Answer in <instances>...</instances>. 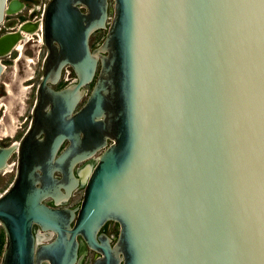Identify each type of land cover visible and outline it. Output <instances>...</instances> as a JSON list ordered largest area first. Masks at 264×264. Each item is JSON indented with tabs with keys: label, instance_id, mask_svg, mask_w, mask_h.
Wrapping results in <instances>:
<instances>
[{
	"label": "water",
	"instance_id": "water-1",
	"mask_svg": "<svg viewBox=\"0 0 264 264\" xmlns=\"http://www.w3.org/2000/svg\"><path fill=\"white\" fill-rule=\"evenodd\" d=\"M19 7L0 0V23ZM39 26L32 122L0 146V264H264V0H49L0 58Z\"/></svg>",
	"mask_w": 264,
	"mask_h": 264
},
{
	"label": "rangeland",
	"instance_id": "rangeland-1",
	"mask_svg": "<svg viewBox=\"0 0 264 264\" xmlns=\"http://www.w3.org/2000/svg\"><path fill=\"white\" fill-rule=\"evenodd\" d=\"M105 32L104 29L94 32L90 36V44L96 47L102 41ZM33 37L24 44L21 54L20 51H17L18 53L15 55L12 53L1 58L5 67L0 75V146L18 142L30 123L36 87L41 75V62L45 53L39 40L40 35ZM67 77L68 74L66 73L65 78ZM7 86H9V90ZM14 162H16V154H13L8 161L11 165ZM14 175L15 167L13 166L10 170L0 172V194L9 187ZM79 198L80 193L78 191L69 200L68 205L76 204L79 202ZM107 229L110 236L115 237L117 235L118 227L115 226V223H107ZM1 230L0 226V232ZM39 236L40 240L45 238L44 241L51 238V236L44 234ZM86 264L89 262L86 261Z\"/></svg>",
	"mask_w": 264,
	"mask_h": 264
},
{
	"label": "flooded vegetation",
	"instance_id": "flooded-vegetation-1",
	"mask_svg": "<svg viewBox=\"0 0 264 264\" xmlns=\"http://www.w3.org/2000/svg\"><path fill=\"white\" fill-rule=\"evenodd\" d=\"M18 1L21 3V7H19L16 11H14L12 13H8V14H5L4 15V18H3L2 22L0 23V34H2L4 32H8V31L17 30L21 24H23L24 22H27V21H31V22H37V21L39 22V21H41V19L43 17L44 9H45V7H46V5H47V3H48L49 0H18ZM109 7L111 8V4H110ZM109 7H108V11H111V10H109L110 9ZM81 9L83 11H86V9L84 7H81ZM94 32H96V31H94ZM38 33H41V26H39V28L36 31H34L32 35L38 37ZM33 36H32V38H34ZM41 36H42V33H41ZM28 41L29 40H27V42ZM37 41H38V39H37ZM27 42H25L24 44H26ZM41 45H42L43 49L45 50V53L43 55L42 62H41V70H40L41 71V75H40V78H39V81H38V84H37V87H36L35 100H34L32 112H31L30 123L28 125L27 130L30 128V125H31V122H32L33 109L35 107L36 100H37V90H38V86L40 84V81L42 79V66H43V62H44V60H45V58L47 56V48H46L45 44L42 41H41ZM89 46H90V49H94L95 48V47H93L90 44V37H89ZM12 53H14V55H15L18 52L16 50H14V48H13V50L11 51V53L7 54V56L11 55ZM1 58H0V61H1ZM1 63H2V61H1ZM4 67H5V65H4ZM66 73L68 74V77L67 78H65V74ZM74 80H75V74L73 72V69L71 68L70 65H64L62 67V69H61V73H60V76H59V79H58L57 83L54 84V85H51V87L53 89H55V90H58V89L63 88L67 84H69L71 82H74ZM92 85H93V81H91L90 83H88L87 85L84 86L86 92L83 95V97L80 99L79 103L76 105L74 112L77 109H79L81 107V105L84 103L86 97L88 96V94H89V92L91 90ZM27 130L25 132H27ZM67 144H68V142L67 141H64L61 144V147L59 149V152ZM92 163H94L93 159H89L87 161L81 162L78 165H76V168H78V167H81L82 168L84 165H86V164H92ZM11 166L15 167V169H16V162H14ZM53 176L55 178H57V179H60L61 178V174L59 172H54ZM78 191L80 193L79 202H77L76 204H73V205H69V206L75 207V206H79L80 205L81 200H82V196H83V188L82 187L76 188L73 191L70 199ZM69 200H68V202H69ZM50 201H51L50 199H47L46 202L48 204H50ZM109 222H113V221H107L106 223H104V225L100 229V232L101 231H104L105 233H107L109 235L108 229H107V223H109ZM113 223H115V226L117 225L116 222H113ZM117 227H118V225H117ZM36 231L38 232V228L37 227H36ZM45 236H47V235H45ZM83 255H84L83 258H82V256L79 257L80 260H81V263L80 264H86V261H88L89 264H91V262L94 260V258H96L98 256V254L95 251L90 250L89 248H86V250H85V252H84Z\"/></svg>",
	"mask_w": 264,
	"mask_h": 264
},
{
	"label": "bare ground",
	"instance_id": "bare-ground-1",
	"mask_svg": "<svg viewBox=\"0 0 264 264\" xmlns=\"http://www.w3.org/2000/svg\"><path fill=\"white\" fill-rule=\"evenodd\" d=\"M24 38L19 40L16 45L14 46V50L16 51H20V54L22 53V49H23V46H24V43L27 42V40H31L32 38V34L31 33H28V32H22ZM37 34V33H36ZM40 35V41H42V36H41V33H38ZM7 89L9 90V86H7ZM11 169V164H8V166L6 167L5 170H10ZM40 237V236H39Z\"/></svg>",
	"mask_w": 264,
	"mask_h": 264
},
{
	"label": "trees",
	"instance_id": "trees-1",
	"mask_svg": "<svg viewBox=\"0 0 264 264\" xmlns=\"http://www.w3.org/2000/svg\"><path fill=\"white\" fill-rule=\"evenodd\" d=\"M3 243H4V232H3V230H1V232H0V254L2 252Z\"/></svg>",
	"mask_w": 264,
	"mask_h": 264
}]
</instances>
